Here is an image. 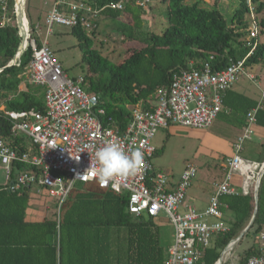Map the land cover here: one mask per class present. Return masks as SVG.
Returning a JSON list of instances; mask_svg holds the SVG:
<instances>
[{
  "label": "trees",
  "instance_id": "trees-1",
  "mask_svg": "<svg viewBox=\"0 0 264 264\" xmlns=\"http://www.w3.org/2000/svg\"><path fill=\"white\" fill-rule=\"evenodd\" d=\"M84 3L102 10L99 15L110 21H120V32L127 42L139 47L128 48L122 58L111 62L94 48L93 32L70 29L87 66L84 76L88 92L99 97L104 115V127L122 133L132 120L130 108L146 101L169 85L171 72L178 69L200 70L209 64L212 71H222L231 62L244 60L249 54L243 39L249 27L247 0L238 5L229 21L215 5L207 10L196 1L161 0L165 7V28L159 33L143 31L145 12L128 2L119 12L110 9L121 0H65ZM27 2L23 5L24 15ZM258 26L257 47L246 58L245 68L264 69V0H250ZM152 6H150V9ZM8 24L0 27V107L7 112H44L42 87L25 85V69L33 52L29 46L23 52L20 67L5 68L15 57L21 44L14 27L15 0L8 3ZM126 20L125 22L122 20ZM2 10L0 4V25ZM35 25L29 23L30 39L40 48L42 42ZM223 107L230 112V121L245 126L257 101L230 90ZM256 125L264 128V109L255 116ZM10 125L0 113V137L10 139ZM14 141V145H18ZM13 146V145H12ZM161 151H155L154 157ZM225 162V159L223 160ZM257 165L264 163V145L260 147ZM19 171L26 166L18 165ZM239 178L241 184L243 179ZM239 185V188L241 186ZM81 185L82 187H78ZM31 197L30 189L9 193L0 186V264H165L166 249L161 245L160 228L155 219L136 217L128 212V197L98 187L97 184H76L67 200L51 218L38 222L26 220ZM222 213H229V232L216 236L196 264H216L221 253L249 224L254 213V191L247 195L220 198ZM264 225V175L258 188L257 213L244 238L252 236L254 244L246 250L239 264L258 254L256 236ZM241 243V241H240ZM239 244V243H238Z\"/></svg>",
  "mask_w": 264,
  "mask_h": 264
},
{
  "label": "built area",
  "instance_id": "built-area-1",
  "mask_svg": "<svg viewBox=\"0 0 264 264\" xmlns=\"http://www.w3.org/2000/svg\"><path fill=\"white\" fill-rule=\"evenodd\" d=\"M18 1L15 0L13 26L25 45L19 54L18 48L5 68H19L23 52L27 46L30 47L33 55L23 80L25 85L43 88L44 112H7L3 106L0 107V113L10 125V139L0 137V165L5 172V184L2 186L11 194L23 189L44 193L51 199L57 215L76 184L94 183L101 189L124 194L128 197L127 209L131 215L155 220L163 218L172 227L173 238L166 249L165 264H196L216 236L229 232L228 225L222 222L220 198L247 195L250 189L254 191L258 178L256 173L260 172L262 165L245 161L238 154L252 133L249 126L255 122L256 111L249 113L248 126L234 145L235 155L225 160L224 179L215 185V192L202 212L186 205L187 191L197 169L187 166L179 181L172 184L166 175L153 168L156 150L152 143L160 130L171 127L208 129L222 110L223 95L242 77L255 82L245 68L246 58L257 47L258 35L250 0H247L249 27L243 39L249 48L247 57L231 62L222 71L214 72L209 64H204L200 70L190 66L171 72L169 85L146 101L149 108L144 109L142 101L130 108L132 120L122 133L102 125L100 117L104 110L99 97L88 92L84 76L69 79L55 62L46 42L40 48L36 47L25 23V0L20 6L22 20H17ZM128 2L146 12L154 0H121L109 8L121 12ZM8 3L9 0H0V27L9 23ZM101 11L84 3L56 0L45 17L47 35L52 33L54 26L80 28L90 33L97 28ZM16 140L18 145H14ZM109 141L119 142L129 155L135 150L141 151L144 158L138 169L123 176H114L107 182L92 173L81 179L90 169L91 162L95 166V150ZM19 164L26 166V170L19 171ZM237 175L243 179L239 189L233 185ZM256 239L258 254L244 264L264 261V225Z\"/></svg>",
  "mask_w": 264,
  "mask_h": 264
},
{
  "label": "rangeland",
  "instance_id": "rangeland-1",
  "mask_svg": "<svg viewBox=\"0 0 264 264\" xmlns=\"http://www.w3.org/2000/svg\"><path fill=\"white\" fill-rule=\"evenodd\" d=\"M56 0H28L27 12L25 15V23L29 26L32 22L38 28L36 34L45 41L50 50L53 52L54 60L59 64L69 79L83 77L87 73V66L81 60L82 53L78 48V43L70 29L61 26H54L52 34L47 35V27L44 24L47 13ZM196 1H200V5L207 10H211L216 5L218 10L222 11L224 18L229 21L232 12L238 5L237 0H187L185 4L191 5ZM165 7L161 0H154L152 8L145 12V19L142 24L143 31L159 33L165 28ZM264 15V14H263ZM124 22L126 20L122 19ZM97 28L93 32L92 40L94 48L97 49L103 57L111 62H117L122 58L125 51L131 47H139L137 42H127L120 32L119 20L110 21L99 15ZM256 79L255 83L264 85V69L257 67L251 70ZM254 82H250L245 78H240L236 87H243L247 90V95L255 99L259 96L254 95ZM24 80L19 89H25ZM251 140L246 141L244 145H256L254 132L257 128H252ZM264 133V131H263ZM240 134V130L229 124L227 120H217L211 129L194 130L182 127L171 128L168 132L159 131L155 138V145L162 153L153 159V167L157 171H161L170 179L176 178L182 174L187 166H194L197 169V175L192 181L189 191L193 196H201L205 191L212 189L214 184L222 181L221 168L225 167L226 155L230 152L224 151V147L232 144L236 136ZM256 147V146H255ZM254 152V151H253ZM253 156V153L251 154ZM225 157V158H224ZM254 158V157H253ZM255 159V158H254ZM259 174V171L256 173ZM4 168L0 165V186L5 184ZM78 187H82L78 185ZM54 212V205L49 197L44 193L31 191V197L26 212V220L29 222L42 221L45 218H51ZM226 218L232 220L231 214L226 213ZM161 233V245L167 247L173 238V230L166 219L159 218L156 220ZM250 235L243 238L241 244L235 245L232 251L226 252L223 256L221 264L230 258L225 264H239L240 259L244 256L249 245L254 244Z\"/></svg>",
  "mask_w": 264,
  "mask_h": 264
},
{
  "label": "crops",
  "instance_id": "crops-1",
  "mask_svg": "<svg viewBox=\"0 0 264 264\" xmlns=\"http://www.w3.org/2000/svg\"><path fill=\"white\" fill-rule=\"evenodd\" d=\"M56 2V1H55ZM54 2V3H55ZM53 3V4H54ZM222 12V11H221ZM47 16V15H46ZM120 22V21H119ZM52 32V31H51ZM53 33V32H52ZM51 33V34H52ZM40 40H41V42L43 43V40L41 39V37H40ZM45 42V41H44ZM247 73L249 74V75H252L251 74V70H247ZM253 76V75H252ZM254 78H255V82H256V79L258 78V80L260 81V78L259 77H255V76H253ZM242 78H245V79H247L246 77H242ZM248 80V79H247ZM249 81V80H248ZM254 82V83H255ZM238 84V82L232 87V89H230V90H233V91H236V92H238V93H240V94H243V95H245V96H247V97H249V98H251V99H253V100H255V101H257V108H255L254 110H252V111H256V113H257V111L259 110V109H264V96H263V94H264V85L263 86H261L260 85V83H255V86L254 85H251L252 87H254V90H255V93H254V95H256V96H259V99L257 100V99H255V98H253V97H250V96H248L247 95V90L245 89V88H243V87H236V85ZM229 90V91H230ZM228 92V91H227ZM226 94V93H225ZM225 94L223 95V99H222V110H221V112H220V114L218 115V117L215 119V121L211 124V126L208 128V129H211L212 128V126L214 125V123L217 121V120H219V119H225V120H227L228 122H229V124L230 125H232V126H234V127H236V128H238L239 130H240V134L238 135V136H236V139L233 141V143L232 144H228L229 146L228 147H224V151H226L227 153L228 152H230V154H229V156H225V157H227V158H225V160H227V159H230V158H232L234 155H235V151H234V145H235V143L237 142V140L243 135V133H244V129L248 126V119H247V121H246V125L245 126H240V123H238V122H231L229 119V117H230V112L229 111H227V110H225L224 109V107H223V100H224V96H225ZM147 106H148V108H149V105L147 104ZM251 111V112H252ZM250 112V113H251ZM256 113H255V116H256ZM257 128L258 130L257 131H255L254 132V136H256V139H254L255 140V142H256V145H244L245 144V142L246 141H249L251 144H252V140H251V136H252V133H251V135H250V137H249V139L248 140H246L244 143H243V145H242V150L240 151V153L238 154V157H240L241 159H243V160H245V161H249V162H252V163H256L255 161H256V159L258 158V154H259V152H260V147L262 146V145H264V133H263V131H264V128H261V127H259L258 125H256V119H255V122L253 123V124H251L250 126H249V128H250V130L252 129V128ZM171 128H174V127H171ZM170 128V129H171ZM169 129V130H170ZM169 130H160V131H166V132H168ZM205 130H207V129H205ZM252 131V130H251ZM157 135H158V133H157ZM156 135V136H157ZM156 138V137H155ZM155 138H154V140H153V146H154V148H155V150L156 151H161L160 149H158L157 147H156V145H155ZM256 146V147H255ZM254 151V152H253ZM162 153V152H161ZM253 153V156H251V154ZM156 157V156H155ZM154 157V158H155ZM255 159H254V158ZM153 158V159H154ZM222 160H224V159H222ZM153 161V160H152ZM152 165H153V162H152ZM154 168V167H153ZM154 170H155V168H154ZM155 171H157V170H155ZM158 172H161V171H158ZM225 171H224V168L222 169L221 168V178H222V181H223V179H224V175H225V173H224ZM162 173V172H161ZM165 175V174H164ZM167 176V175H166ZM181 176V175H180ZM180 176H178V177H176V178H173V179H170L168 176V179L170 180V182L172 183V184H176L178 181H179V178H180ZM236 179V181H238L239 180V178H235ZM221 181V182H222ZM220 182V183H221ZM241 184V182H240V180L237 182V183H235V180H234V186H235V188H237V189H239V185ZM192 185V184H191ZM215 185L216 184H214L213 185V188L212 189H209V190H207V191H205V193L203 194V195H201V196H193V194H190L189 193V191H190V189H191V187H190V189L187 191V195H186V205L187 206H191V207H194V208H196L198 211H200V212H202V211H204L206 208H207V206H208V204H209V199L212 197V195L214 194V192H215ZM41 194V193H40ZM228 221H230L229 219H227L226 218V213H224L223 214V219H222V222L224 223V224H228ZM245 236V235H244ZM257 237V236H256ZM244 238V237H243ZM243 238L240 240L241 242H242V240H243ZM240 241L238 242V243H236L235 245H240L241 243H240ZM256 243H258L257 242V239H256ZM234 245V246H235ZM257 245V248L259 247V244H256ZM252 245H249L248 247H247V249L246 250H248L250 247H251ZM222 254V253H221ZM230 256V255H229ZM227 257V259H226V261L230 258V257ZM222 260H224L223 258H222ZM226 261H224V263L223 264H225L226 263Z\"/></svg>",
  "mask_w": 264,
  "mask_h": 264
},
{
  "label": "clouds",
  "instance_id": "clouds-1",
  "mask_svg": "<svg viewBox=\"0 0 264 264\" xmlns=\"http://www.w3.org/2000/svg\"><path fill=\"white\" fill-rule=\"evenodd\" d=\"M95 166L91 162L90 169L81 179L92 173L98 176L103 182L114 176H123L138 169L143 160V154L139 150L127 154L119 142L109 141L103 147L95 150ZM251 264V262H250ZM257 264H264V261H257Z\"/></svg>",
  "mask_w": 264,
  "mask_h": 264
},
{
  "label": "water",
  "instance_id": "water-1",
  "mask_svg": "<svg viewBox=\"0 0 264 264\" xmlns=\"http://www.w3.org/2000/svg\"><path fill=\"white\" fill-rule=\"evenodd\" d=\"M17 6H18V8H17L16 17H18L17 20H18V22H20L22 20V16H21V10H20V6L21 5H20L19 1H18ZM24 45H25V42H22L21 45H20V47H19L18 54L24 48ZM263 175H264V163L261 166V169H260V172H259L258 178H257V183H256V185L254 187V204H255V208H254L253 216H252L249 224L247 225V227L242 231V233L235 240L231 241L230 244L226 247V249L222 252V254L220 255L219 260L217 261L216 264H221V261H222V258H223L224 253H226L227 251H229L236 243H238L244 237V235L247 234V232L252 227L253 222H254V219H255V216H256V213H257L258 188H259V184H260V181H261Z\"/></svg>",
  "mask_w": 264,
  "mask_h": 264
},
{
  "label": "bare ground",
  "instance_id": "bare-ground-1",
  "mask_svg": "<svg viewBox=\"0 0 264 264\" xmlns=\"http://www.w3.org/2000/svg\"><path fill=\"white\" fill-rule=\"evenodd\" d=\"M23 2H24V0H19V3H20L21 6H22ZM20 8H21V7H20ZM20 10H21V9H20ZM232 248H233V247H232ZM232 248H231L228 252L232 251Z\"/></svg>",
  "mask_w": 264,
  "mask_h": 264
}]
</instances>
